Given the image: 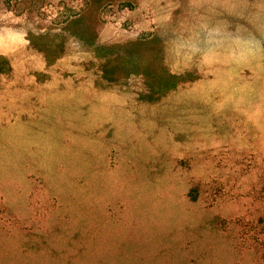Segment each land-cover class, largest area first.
Here are the masks:
<instances>
[{"label":"rangeland","instance_id":"obj_1","mask_svg":"<svg viewBox=\"0 0 264 264\" xmlns=\"http://www.w3.org/2000/svg\"><path fill=\"white\" fill-rule=\"evenodd\" d=\"M263 177L264 0H0V264H264Z\"/></svg>","mask_w":264,"mask_h":264},{"label":"trees","instance_id":"obj_2","mask_svg":"<svg viewBox=\"0 0 264 264\" xmlns=\"http://www.w3.org/2000/svg\"><path fill=\"white\" fill-rule=\"evenodd\" d=\"M262 180V186L260 187V189L257 191V193L256 194H258V193H260V197H262L261 198V201L264 199V177L261 179ZM256 201H258V200H256ZM259 221H261V218H259Z\"/></svg>","mask_w":264,"mask_h":264}]
</instances>
